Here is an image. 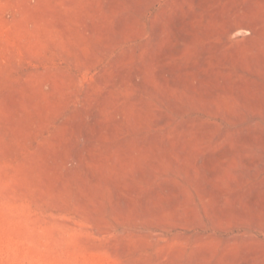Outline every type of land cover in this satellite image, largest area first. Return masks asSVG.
I'll list each match as a JSON object with an SVG mask.
<instances>
[{
  "label": "rangeland",
  "instance_id": "374dc122",
  "mask_svg": "<svg viewBox=\"0 0 264 264\" xmlns=\"http://www.w3.org/2000/svg\"><path fill=\"white\" fill-rule=\"evenodd\" d=\"M0 264H264V0H0Z\"/></svg>",
  "mask_w": 264,
  "mask_h": 264
}]
</instances>
